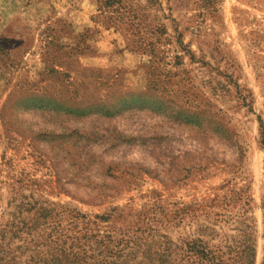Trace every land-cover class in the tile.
I'll list each match as a JSON object with an SVG mask.
<instances>
[{
	"label": "rangeland",
	"instance_id": "1",
	"mask_svg": "<svg viewBox=\"0 0 264 264\" xmlns=\"http://www.w3.org/2000/svg\"><path fill=\"white\" fill-rule=\"evenodd\" d=\"M0 264H264V0H0Z\"/></svg>",
	"mask_w": 264,
	"mask_h": 264
}]
</instances>
